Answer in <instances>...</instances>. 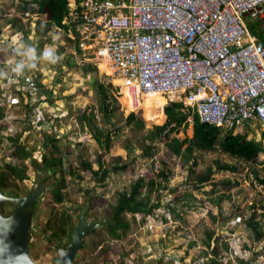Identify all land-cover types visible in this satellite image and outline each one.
Segmentation results:
<instances>
[{
  "label": "rangeland",
  "instance_id": "obj_1",
  "mask_svg": "<svg viewBox=\"0 0 264 264\" xmlns=\"http://www.w3.org/2000/svg\"><path fill=\"white\" fill-rule=\"evenodd\" d=\"M40 1L0 0V49L8 41L23 38L35 43L38 49L54 46L60 57L55 64L38 62L36 68L20 78L0 76V106L5 111V118L0 121V173L7 171L9 164H25L28 176L25 180L9 177V185L4 189L8 196H24L41 183L46 174L35 163H40L43 156L54 155L63 161V171L46 179V191L35 208L30 235L33 260L37 264H54L58 260L57 247L70 243L71 231L79 223V214L86 203L90 202L89 222L110 219L119 194L129 193L139 176L147 183L142 198L150 194L149 206L160 207L151 213L126 214L131 228L120 239L112 238L106 228L88 234L75 264H206L212 258L216 240L220 262L225 254L238 258L235 251L250 258L256 238L252 230L245 231L243 220L253 206L260 214L264 213V189L257 178V174L264 178V152L256 162L249 163L226 154L218 144L212 151L196 150L186 162L164 142L158 139L152 142L149 133L155 126L165 125L167 116L163 124H149L140 105L133 110L125 107L122 88L126 83L116 69L110 65L113 74H107L100 69L101 61H96L92 52L78 51L73 32L57 27L47 31L46 17L39 11ZM8 63V55L0 51V69L6 70ZM25 80L40 83L33 95L27 96L23 91ZM94 80L104 83L110 95L117 99L115 112L108 121L99 111L100 96ZM165 97L166 106L173 101H185L183 96ZM186 105H189L187 101ZM83 112L94 114L96 126L110 131V151L103 150L95 141L92 127L79 123L77 118ZM131 113L143 120L144 128L127 124L126 118ZM226 131L222 130V137ZM243 134L260 141L264 127H252ZM171 137L191 139L192 121ZM15 139L30 152L27 160L13 156ZM260 142L264 145V140ZM148 146L152 149L146 153ZM84 161L91 163L93 170H98L102 162L110 170L109 175L101 180L93 175V170L83 169ZM217 161L236 170L218 171ZM123 165L128 168L115 169ZM209 168L214 171L213 177L205 185H198L199 178ZM161 172L167 179L159 176ZM63 177L64 200L57 203L53 191ZM151 181L155 182L154 186H150ZM4 209L5 214L11 211L9 206ZM67 216L71 217V223L65 226L66 234L60 225ZM261 222L264 224V219ZM210 234H213L211 248L208 247ZM104 256L108 258L106 263Z\"/></svg>",
  "mask_w": 264,
  "mask_h": 264
},
{
  "label": "built area",
  "instance_id": "obj_2",
  "mask_svg": "<svg viewBox=\"0 0 264 264\" xmlns=\"http://www.w3.org/2000/svg\"><path fill=\"white\" fill-rule=\"evenodd\" d=\"M63 23L116 69L135 109L144 95L183 96L203 123L264 127V0H72ZM25 81L33 95L36 81ZM252 250L221 262L264 264V237Z\"/></svg>",
  "mask_w": 264,
  "mask_h": 264
},
{
  "label": "trees",
  "instance_id": "obj_3",
  "mask_svg": "<svg viewBox=\"0 0 264 264\" xmlns=\"http://www.w3.org/2000/svg\"><path fill=\"white\" fill-rule=\"evenodd\" d=\"M72 5V0H41L39 3V11L41 14L46 17V30L50 31L53 27H57L60 29L67 30L69 32L75 31L70 29V27L64 25L63 21ZM76 36V34H75ZM77 43L78 51H81L79 48V43ZM89 69H93L92 66H88ZM121 83V82H120ZM37 88L40 87V83L36 81ZM126 85V84H124ZM94 86L97 90L98 95L100 96V108L99 111L102 113L104 119L106 121L110 120L115 112V106L117 105V99L110 95L108 88L104 83H101L99 80H94ZM27 96L31 94L26 93ZM165 114L167 116V122L163 126H155L154 130L149 133L148 139L152 142L158 139L159 142H164L165 145L173 152L176 156L184 157L186 162H189L191 157L193 156L196 150L201 151H212L215 150L217 145H220V148L226 154L239 158L245 162L254 163L258 160L259 155L264 152V134L262 135L263 140H250L248 135L243 133H235L234 131H226L224 136H221L222 128L214 125H210L207 123H203L200 119L199 114L192 109L191 107H187L184 102H171L165 108ZM5 118V111L2 106H0V121ZM95 116L94 114H87L83 112L79 114L78 121L84 127L90 126L93 129V138L100 145V147L105 151H110L111 149V135L110 131H103L98 128L93 122ZM190 120L193 124V137L191 139L180 140L177 137H171L172 134L178 133L182 129H185L189 126ZM127 124H137L141 128H144V122L141 118H139L135 113H131L126 118ZM222 137V138H221ZM15 141V152L13 156L18 160H27L30 157V153L28 149L19 143L18 139ZM152 149L151 146L146 148V153H149ZM55 150L58 152L59 149L57 146ZM148 150V151H147ZM36 168L39 171H47L51 170L53 175L58 171H63V161L61 158L56 156H43V160L40 163H35ZM82 166L84 170H93L92 164L89 162H82ZM218 171H235L236 168L231 166L230 164H222L219 161L216 162ZM128 168L127 165H123L120 167H116L117 171L126 170ZM216 170V171H217ZM110 170L104 168L102 162L99 163V169L93 170L92 173L94 176L99 177L101 180H104ZM214 171L212 168H209L206 174H203L199 180L198 185H205L210 179L213 177ZM18 177L21 180H25L27 176V166L25 164L20 165H7V171H3L0 173V190L5 194H9L4 189L8 187L9 177ZM159 176L167 179V176L164 172H161ZM257 178L259 182L262 184L264 189V178H259L257 174ZM65 177H63L62 182L58 184V187L53 191L54 200L57 203H61L64 200L63 189L65 188ZM155 182L151 181L150 186H154ZM147 187L146 179L143 176H139L134 182L131 191L129 193L123 192L119 194L116 205L112 208L111 211V222L112 224L106 227L108 234L115 239H120L123 237L125 233H127L131 225L126 219V214H132L135 216L139 213H151L155 208L160 207L159 204L155 206H149L151 201V195L149 194L146 199L142 198V195ZM13 195V194H12ZM18 195V194H14ZM80 215V214H79ZM264 219V213H259V211L253 206V210L248 215L246 219V226L250 230H252L255 234L256 241L260 242L264 237V224L261 222ZM70 220V221H69ZM64 221H66L64 223ZM71 223V217L67 216L63 219L62 225L60 227L67 234L65 226L68 223ZM69 225V224H68ZM74 228V227H73ZM73 230V229H72ZM56 233V239L60 240L58 232ZM72 233V231H71ZM92 233H95L92 232ZM213 234L209 235L208 247H212ZM71 238V237H70ZM215 247L211 251L212 258L209 259L206 264H222L218 259L220 254L219 249V241H215ZM107 249V248H105ZM225 249L229 250V245L225 244ZM257 255L255 256L256 259ZM108 258L104 256L103 262L106 263ZM240 264H252V261H244L240 260Z\"/></svg>",
  "mask_w": 264,
  "mask_h": 264
},
{
  "label": "water",
  "instance_id": "obj_4",
  "mask_svg": "<svg viewBox=\"0 0 264 264\" xmlns=\"http://www.w3.org/2000/svg\"><path fill=\"white\" fill-rule=\"evenodd\" d=\"M46 188L45 183H41L30 194L18 197L5 195L0 190V264H37L30 252L33 206L45 193ZM6 205L12 207L11 215L3 213ZM89 207L88 201L79 215V223L73 229L70 243L57 248L58 260L54 264H75L85 237L112 224L110 219L89 222L87 219Z\"/></svg>",
  "mask_w": 264,
  "mask_h": 264
},
{
  "label": "clouds",
  "instance_id": "obj_5",
  "mask_svg": "<svg viewBox=\"0 0 264 264\" xmlns=\"http://www.w3.org/2000/svg\"><path fill=\"white\" fill-rule=\"evenodd\" d=\"M9 57V63L6 70L0 69V76L23 77L28 71L36 68L38 62H48L55 64L59 56L54 46H46L38 49V46L23 38H17L14 41L5 43L2 49Z\"/></svg>",
  "mask_w": 264,
  "mask_h": 264
},
{
  "label": "bare ground",
  "instance_id": "obj_6",
  "mask_svg": "<svg viewBox=\"0 0 264 264\" xmlns=\"http://www.w3.org/2000/svg\"><path fill=\"white\" fill-rule=\"evenodd\" d=\"M100 69L107 74H113L114 70L106 60L101 62ZM123 86V104L133 110V98L130 96L127 86ZM167 102V98L160 93L144 95L140 101V107L143 109L145 121L149 124H163L166 120L164 108Z\"/></svg>",
  "mask_w": 264,
  "mask_h": 264
},
{
  "label": "flooded vegetation",
  "instance_id": "obj_7",
  "mask_svg": "<svg viewBox=\"0 0 264 264\" xmlns=\"http://www.w3.org/2000/svg\"><path fill=\"white\" fill-rule=\"evenodd\" d=\"M43 172H45L46 177L44 178V176H42V179H41L42 181H41V183H45V185H46V181H47L46 179H47L48 176H49L50 174H52L53 172H52L51 170H47V171H43ZM41 183H40V184H41ZM38 185H39V184H38ZM38 185H36V186H38ZM36 186H35V187H36ZM35 187H34V188H35ZM34 188H32V189H31L26 195L30 194ZM18 196H22V195H19V194H18L17 196H16V195H13V197H18ZM24 196H25V195H24ZM38 199H39V198H38ZM38 199H37L36 203H35L34 206H33V207H34V212H35V208H36L37 203H38ZM6 206H9V207L11 208V211H10V213H8V214L6 213V214H5V213H4L5 209H4L3 213H4L5 215H7V216H8V215H11V214H12V207H11L10 205H6ZM6 206H4V208H5ZM33 218H34V215H33ZM74 227H75V226H74ZM32 228H33V226H32ZM73 229H74V228H73ZM72 232H73V230H72ZM71 234H72V233H71ZM89 234H90V233H89ZM59 247H60V246H59ZM57 248H58V247H57Z\"/></svg>",
  "mask_w": 264,
  "mask_h": 264
},
{
  "label": "crops",
  "instance_id": "obj_8",
  "mask_svg": "<svg viewBox=\"0 0 264 264\" xmlns=\"http://www.w3.org/2000/svg\"><path fill=\"white\" fill-rule=\"evenodd\" d=\"M112 75V74H111ZM173 102H178V101H173Z\"/></svg>",
  "mask_w": 264,
  "mask_h": 264
}]
</instances>
